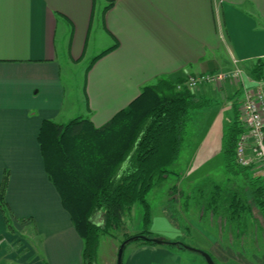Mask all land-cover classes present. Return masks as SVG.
<instances>
[{"label": "crops", "instance_id": "0c3cea01", "mask_svg": "<svg viewBox=\"0 0 264 264\" xmlns=\"http://www.w3.org/2000/svg\"><path fill=\"white\" fill-rule=\"evenodd\" d=\"M110 46L81 87L65 78L63 64ZM256 61L264 62V0H0V185L6 174L11 222L0 206V264H82L83 241L44 170L37 141L44 120L81 116L100 127L160 78L183 81ZM223 94L216 85L196 93L223 105L191 113L200 115V136L179 178L189 190L222 163V136L235 116L227 105L235 97ZM224 219L189 215L185 232L166 218H151V226L215 264H264V231H246L255 221L245 217L236 219L241 228L221 232ZM124 252L122 264H207L192 250L138 245Z\"/></svg>", "mask_w": 264, "mask_h": 264}, {"label": "trees", "instance_id": "16d2710c", "mask_svg": "<svg viewBox=\"0 0 264 264\" xmlns=\"http://www.w3.org/2000/svg\"><path fill=\"white\" fill-rule=\"evenodd\" d=\"M113 48L110 46L95 55L88 69ZM250 73L255 78L264 77V62L256 61ZM178 82L182 80L160 78L145 86L127 107L100 127L81 116L64 124L52 120L42 122L37 141L44 170L83 241L82 264H96L100 236L119 229L123 218L136 205L142 208L141 229L125 235L122 242L169 245L177 249L188 246L151 232V209L147 200L153 187L173 172L171 166L184 144L192 111L213 102L212 98L196 95L186 88L177 89ZM241 131L235 108L233 123L222 136V165L230 176L243 177L253 203L264 216V177L236 161L235 147ZM6 183L5 174L0 185V206L11 227L5 201ZM208 192L205 208L214 213L221 209L228 215L226 225L241 228L236 219L245 218L249 208L243 191L232 194L225 210L221 202L223 187L215 184Z\"/></svg>", "mask_w": 264, "mask_h": 264}, {"label": "rangeland", "instance_id": "374dc122", "mask_svg": "<svg viewBox=\"0 0 264 264\" xmlns=\"http://www.w3.org/2000/svg\"><path fill=\"white\" fill-rule=\"evenodd\" d=\"M93 56L84 57L78 64H74V63L68 65L63 64L62 65L63 74L65 75V78H68V80L70 78L73 84H78V87H81L85 81L86 69L90 65ZM251 67L246 66L247 74L248 73L251 74L250 73ZM220 89L221 92L224 93L222 96L235 97L236 94L235 89H237V86H235V84L231 82H226L220 86ZM198 91L199 88L192 90L191 92L196 94ZM226 91L228 92L227 94ZM241 99H242V95L241 93H239L237 97H235L233 100L230 101V103H227V105L230 106L233 105L232 106L233 108L231 107L230 110L232 114L233 111H235V108H238ZM212 101L213 102L211 105L215 103L217 104L219 103L220 105L221 104L223 105V101H220V99L217 100L212 98ZM199 121H200V115L196 114L195 112L194 117L191 118V121L189 122L187 128V135L184 144L182 145L179 156L171 166L173 172L165 180H163L155 187H153V189L147 195V200L150 204V209H151V218L152 219L166 218L167 221L168 219L173 222L178 221L180 222L181 225L180 226L179 224L177 225L179 226L180 229L183 228L184 232L186 231L187 225L184 226V224L182 223V219L184 220L185 217L187 218L189 215H195L196 217L216 216V217L227 218L228 217L227 213L222 211L221 209H219L218 212L214 213L212 209L208 210L205 208L206 206L205 201L209 196L208 191H210L213 185L219 184L223 187V191H224L223 198L221 200L223 210H225L227 203L229 202L232 194L239 192L241 189L243 193L246 195V196L244 195L245 202L249 206L244 216L250 217L255 221V223H253L252 225L246 224L245 230L248 231L249 233L251 232L256 233L259 232V230L264 231V216L253 203L249 188L244 184V181L242 179L243 177L230 176L229 174L226 173L222 163L211 165V169H209L210 172L207 175L201 177V179L199 180L198 189L189 190L190 189L189 182H187V180L185 182L180 181L179 178L183 173L186 159L188 158L189 154L193 152L196 143L198 141V138L200 136V133L197 134L199 132L197 131V126L199 125ZM236 188L239 189L236 190ZM141 213H142V208L139 205H136L133 208L132 212H130L127 216L123 218L124 219L123 223L119 229H113L108 234H102L100 236L96 264L116 263L117 251L125 235H133L136 232L140 231L138 230V223H140L141 220ZM217 226L221 229V232L229 233L233 230L236 231V227L233 224L226 225L224 224V222L223 223L218 222ZM149 229L154 235L159 234L155 231L156 229L155 227L152 228L151 223L149 225ZM158 236H162V235H158ZM178 241L179 242L182 241V243H184L183 238H180ZM138 245H144V244L139 243L137 241L129 242L126 246L124 257L126 256L127 251L131 246H138ZM155 246H159L164 249H169L171 251L177 249L169 245H155ZM179 250L189 251L185 248Z\"/></svg>", "mask_w": 264, "mask_h": 264}, {"label": "built area", "instance_id": "2783aa9c", "mask_svg": "<svg viewBox=\"0 0 264 264\" xmlns=\"http://www.w3.org/2000/svg\"><path fill=\"white\" fill-rule=\"evenodd\" d=\"M226 82L235 84L242 94L237 108L242 131L236 142V161L264 177V77L255 78L247 74L245 66L236 64L228 70L189 75L176 83V88L192 91L204 85L221 86Z\"/></svg>", "mask_w": 264, "mask_h": 264}, {"label": "water", "instance_id": "95a60500", "mask_svg": "<svg viewBox=\"0 0 264 264\" xmlns=\"http://www.w3.org/2000/svg\"><path fill=\"white\" fill-rule=\"evenodd\" d=\"M127 241H123L121 242L118 251H117V258H116V264H122V256H123V252L125 249ZM187 249L195 251V252H199L201 254V256H203V258L205 259L207 264H215L212 257L205 251L199 250L197 248H194L192 246H186Z\"/></svg>", "mask_w": 264, "mask_h": 264}]
</instances>
